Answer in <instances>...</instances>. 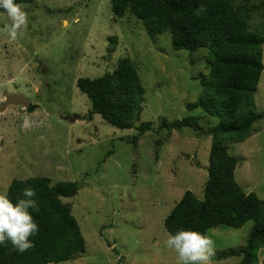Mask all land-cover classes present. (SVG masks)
<instances>
[{"label":"rangeland","instance_id":"374dc122","mask_svg":"<svg viewBox=\"0 0 264 264\" xmlns=\"http://www.w3.org/2000/svg\"><path fill=\"white\" fill-rule=\"evenodd\" d=\"M0 1L10 8L0 13V105L5 91L36 105L0 114V201L14 180L77 182L78 194L63 202L79 222L86 249L60 264L184 263L190 253L173 244L164 222L186 192L204 198L212 147L204 132L216 120L188 107L203 90L197 78L207 74L204 49L174 50L170 34L151 38L132 15L116 18L109 0ZM251 22L264 19L254 15ZM127 56L145 88L139 121L122 130L100 114L89 120L92 103L77 80L102 77ZM255 100L264 111V72ZM189 115L201 116L204 130L162 126ZM142 124L152 128L134 144ZM255 128L228 149L238 161L237 183L264 200V118ZM253 225L210 229L201 244L203 264H238L240 258L219 256L245 246Z\"/></svg>","mask_w":264,"mask_h":264},{"label":"trees","instance_id":"16d2710c","mask_svg":"<svg viewBox=\"0 0 264 264\" xmlns=\"http://www.w3.org/2000/svg\"><path fill=\"white\" fill-rule=\"evenodd\" d=\"M23 1L31 0H14ZM109 1L116 18L132 15L151 38L170 34L174 50L206 52L207 74L197 78L203 90L198 101L188 106L216 120L204 132L212 138L204 198L186 192L164 222L173 244L190 253L182 264H203L201 244L210 229H239L249 221L254 225L245 246L224 252L219 259L234 256L240 258L238 264H264V200L254 192L247 194L237 183L238 161L228 149L229 144L243 143L254 135L255 124L264 118L255 100L264 72V23L251 22L254 15L264 19V2L250 6L234 0ZM9 11L0 1V13ZM116 41L111 38V54ZM77 86L92 103L89 120L100 114L122 130L139 121L145 88L131 57L120 59L102 77L79 78ZM35 108L32 104L28 109ZM200 119L189 115L162 126L169 132L204 130ZM151 128V124L140 125L133 143ZM80 188L77 182L55 183L48 176L14 180L0 201V264H60L81 256L86 240L72 208L63 202Z\"/></svg>","mask_w":264,"mask_h":264},{"label":"water","instance_id":"95a60500","mask_svg":"<svg viewBox=\"0 0 264 264\" xmlns=\"http://www.w3.org/2000/svg\"><path fill=\"white\" fill-rule=\"evenodd\" d=\"M31 105H32L31 100L25 97L23 94L16 95V94H11L8 91H5L4 101L0 105V114L5 113L10 106H22L25 109H28L30 108ZM77 119L78 117L74 116L69 118L68 120L69 122L72 123Z\"/></svg>","mask_w":264,"mask_h":264},{"label":"flooded vegetation","instance_id":"af4514ba","mask_svg":"<svg viewBox=\"0 0 264 264\" xmlns=\"http://www.w3.org/2000/svg\"><path fill=\"white\" fill-rule=\"evenodd\" d=\"M4 98V97H3Z\"/></svg>","mask_w":264,"mask_h":264}]
</instances>
